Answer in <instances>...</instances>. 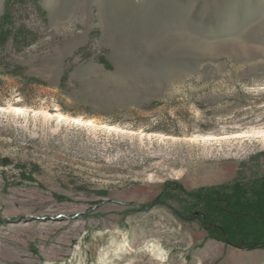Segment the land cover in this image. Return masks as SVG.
<instances>
[{"label":"rangeland","instance_id":"rangeland-1","mask_svg":"<svg viewBox=\"0 0 264 264\" xmlns=\"http://www.w3.org/2000/svg\"><path fill=\"white\" fill-rule=\"evenodd\" d=\"M39 5L0 54V264H264L226 201L264 206V0Z\"/></svg>","mask_w":264,"mask_h":264},{"label":"trees","instance_id":"trees-1","mask_svg":"<svg viewBox=\"0 0 264 264\" xmlns=\"http://www.w3.org/2000/svg\"><path fill=\"white\" fill-rule=\"evenodd\" d=\"M39 3L40 0H4L3 11L0 15V54L8 42H11L14 48L22 50L30 46L39 38L38 32L29 27L26 23L16 22L13 13L14 7L17 6L19 7V13L26 12L29 9L43 20L45 12L41 9ZM98 62L105 68L111 69L109 62L102 56L98 57ZM188 195L194 196V193L189 192ZM259 195L260 193L255 194L254 197H259ZM226 199V201L230 202L232 208L243 213L240 214L243 216V220L248 219V221H250L252 215L250 213L244 214V212L247 210L250 211V209L253 211L255 210V212L259 213L260 215H264V206L262 205L263 207H261L260 202L257 201L250 202V200L245 198L244 195H236L233 199L231 198L230 201L228 198ZM205 200H208V198ZM176 214L178 216H182L181 211L176 212ZM227 214L230 215L229 213ZM260 221H263L262 218H258V222ZM254 229L257 231L256 227H254ZM259 229L258 233L262 234Z\"/></svg>","mask_w":264,"mask_h":264},{"label":"water","instance_id":"water-1","mask_svg":"<svg viewBox=\"0 0 264 264\" xmlns=\"http://www.w3.org/2000/svg\"><path fill=\"white\" fill-rule=\"evenodd\" d=\"M248 247H251V246H248ZM252 247H257V244L252 245ZM239 248H241V246H239Z\"/></svg>","mask_w":264,"mask_h":264}]
</instances>
